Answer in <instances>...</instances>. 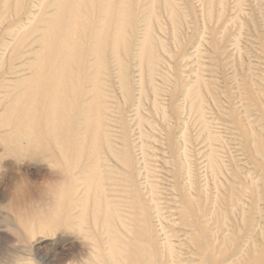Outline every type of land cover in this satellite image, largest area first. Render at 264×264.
I'll use <instances>...</instances> for the list:
<instances>
[{
  "label": "rangeland",
  "instance_id": "obj_1",
  "mask_svg": "<svg viewBox=\"0 0 264 264\" xmlns=\"http://www.w3.org/2000/svg\"><path fill=\"white\" fill-rule=\"evenodd\" d=\"M127 1L0 0V264H264V0Z\"/></svg>",
  "mask_w": 264,
  "mask_h": 264
},
{
  "label": "bare ground",
  "instance_id": "obj_2",
  "mask_svg": "<svg viewBox=\"0 0 264 264\" xmlns=\"http://www.w3.org/2000/svg\"><path fill=\"white\" fill-rule=\"evenodd\" d=\"M112 2H113V0H103L102 4H100V7H103V4L106 3L104 5V9L105 10H108L109 7H110V5L112 4ZM127 2H128L127 0H120L121 5L125 4V6H126ZM91 4L92 3H90V2L89 3H84V6L82 8H84L85 11L90 12V15L92 16L95 13L96 7H94ZM109 14L110 13H106L107 18H109ZM71 17H73L72 14H71ZM70 22H73V21L70 20ZM89 23H92V22H89ZM72 25H73V23H72ZM64 32H65L66 35L69 33V32L67 33L66 28L63 29V34H64ZM106 32H105L106 35H105L104 38H107V33ZM58 46H60V47L63 46L64 47V42H58ZM89 51L93 52L91 49ZM73 58H75V57H73ZM71 59H72L71 56L68 57L66 55L64 57H62V56L58 57V59L56 61V66H53L55 68H53L52 74L51 75H48V77H46V80H44L45 81L44 86L47 88L46 99H47V102H48L47 111H46L48 114H46V116H45L46 117V120L48 121L47 124L48 123H51V122H54L53 120H55V119H53V115L57 114V116L59 117V126L61 128V133L63 134V135H61V137L63 138L64 136L67 135L70 140H71V138L74 139V134L71 137V133H67L66 132L67 131L66 130V128H67L66 126H67V123L75 122V121H73L74 119L76 121H77V119H79V117H77V113L79 112V107L78 108L76 107L75 109L72 108V105H71L72 103H71V101H69V98L72 97V99H73V96H78V95H80L83 92L78 87L79 85H77V84H71V83H76V79L74 81L73 78L71 77V75H69V69H68L69 68V63L74 62ZM78 61L79 60L77 58L75 62L76 63H79ZM70 79H71V82H70ZM79 79L81 80V78H79ZM44 100H45V98H44ZM76 102H77V100H76ZM26 115L28 117L29 116H32L33 117V114H32V112L30 110L28 112H26ZM15 120L16 121L13 122L11 128H13L16 131L17 135L14 137L13 146L9 145L10 147L8 146L6 148L8 150L10 148V151L13 150V151H15L17 153L18 151L21 150V148L18 146V141L19 140H28L30 136L29 135L22 136L20 134L21 133V129H22V125H21L22 118L15 119ZM8 123H10V122H8ZM58 129L59 128H57V131H58ZM65 139H67V138H65ZM13 196H14V194H13ZM99 203L100 202L97 201L96 204H95V207H96L95 208V212L96 213L99 212V210H100ZM102 220H103V223L105 225L110 224L111 215L110 214H107V216L106 217L104 216V218ZM107 244L109 246V255L108 256L106 255L105 258L106 257H109L110 259L109 258L108 259L109 260L112 259L115 264H122V262H123V264L124 263H127L128 257H130V258L133 257L134 258L135 255H138L139 254V252H136L135 251L134 253H131L130 256H128L129 254H128V249H127V255L124 256L123 254H124V250L125 249H123L120 241L114 235H110L108 237ZM138 247H139V245H137V249L140 248V247L139 248ZM141 248H140V250H141ZM130 250H132V249H130ZM103 256L104 255H99V257H101L104 260V257ZM140 256L138 255V257H140ZM135 259H138V258H135ZM140 261H142V260H140ZM128 262H131V260L128 261ZM136 263H138L137 260H136ZM136 263H134V264H136ZM110 264H112V263H110Z\"/></svg>",
  "mask_w": 264,
  "mask_h": 264
}]
</instances>
